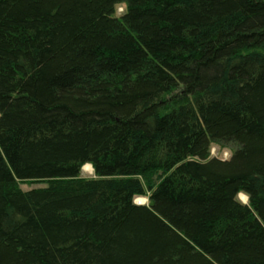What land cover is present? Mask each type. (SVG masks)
Instances as JSON below:
<instances>
[{"label":"trees","instance_id":"1","mask_svg":"<svg viewBox=\"0 0 264 264\" xmlns=\"http://www.w3.org/2000/svg\"><path fill=\"white\" fill-rule=\"evenodd\" d=\"M0 264H264V0H0Z\"/></svg>","mask_w":264,"mask_h":264},{"label":"rangeland","instance_id":"2","mask_svg":"<svg viewBox=\"0 0 264 264\" xmlns=\"http://www.w3.org/2000/svg\"><path fill=\"white\" fill-rule=\"evenodd\" d=\"M123 5H120L118 7V13H121L123 12ZM232 146L231 145H223L222 147H219L218 145L216 144H213L212 148H211V151H212V154H215V155H219L221 157H228L232 154ZM91 170V171H90ZM82 173L84 175H94V169H85L84 166L82 168ZM40 183L38 182H34V183H27V182H22L21 185L22 187L24 188H30L32 186H35V185H39ZM245 195V194H244ZM239 197L241 198V200H243L244 202H247L248 201V197H247V200H244V198L241 197V195L239 194ZM138 198H141V202H148V197L147 196H144V195H140V196H137L135 198L136 201H139L140 199Z\"/></svg>","mask_w":264,"mask_h":264},{"label":"bare ground","instance_id":"3","mask_svg":"<svg viewBox=\"0 0 264 264\" xmlns=\"http://www.w3.org/2000/svg\"><path fill=\"white\" fill-rule=\"evenodd\" d=\"M84 168H85V169H92V166H91L90 164H86V165L84 166ZM90 171H91V170H90ZM240 195H241L242 198H244V200H247L246 195H244V194H240ZM138 199H140L139 201L142 200L141 198H138Z\"/></svg>","mask_w":264,"mask_h":264},{"label":"water","instance_id":"4","mask_svg":"<svg viewBox=\"0 0 264 264\" xmlns=\"http://www.w3.org/2000/svg\"><path fill=\"white\" fill-rule=\"evenodd\" d=\"M137 202H139V203H144V202H141V201H137Z\"/></svg>","mask_w":264,"mask_h":264}]
</instances>
